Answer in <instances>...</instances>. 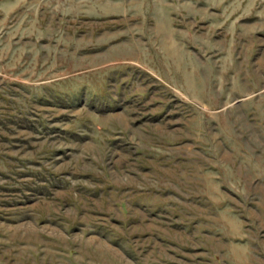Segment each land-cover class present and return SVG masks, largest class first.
Here are the masks:
<instances>
[{
	"label": "rangeland",
	"instance_id": "rangeland-1",
	"mask_svg": "<svg viewBox=\"0 0 264 264\" xmlns=\"http://www.w3.org/2000/svg\"><path fill=\"white\" fill-rule=\"evenodd\" d=\"M0 264H264V0H0Z\"/></svg>",
	"mask_w": 264,
	"mask_h": 264
}]
</instances>
